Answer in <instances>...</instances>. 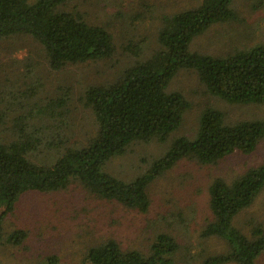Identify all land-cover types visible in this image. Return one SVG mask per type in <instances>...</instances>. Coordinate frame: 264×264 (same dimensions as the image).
<instances>
[{
    "label": "trees",
    "instance_id": "16d2710c",
    "mask_svg": "<svg viewBox=\"0 0 264 264\" xmlns=\"http://www.w3.org/2000/svg\"><path fill=\"white\" fill-rule=\"evenodd\" d=\"M67 1L0 0V40L17 34L33 37L53 70L111 57L116 49L111 33L102 25L88 23L79 10L64 9ZM230 2L200 0L193 8L163 15L156 34L159 47L151 56L123 68L111 82L86 86L77 100L91 111L96 131L83 143L54 142V135L72 120L69 90L38 98V92L26 95L0 89V246L22 238L20 230L5 234L2 222L27 191H56L76 181L98 197L144 212L150 203L149 184L180 159L210 164L235 150H254L264 137V118L227 123L221 111L206 108L193 139H175L140 173L121 178L105 167L132 143L164 142L180 125L189 102L179 92H167L166 86L181 68L195 70L209 93L228 102L264 105V43L224 55L190 48L193 38L212 24L236 17ZM31 85L26 83L24 92L31 91ZM41 86L37 83L35 91ZM25 100L30 101L28 106ZM15 103L22 112H6ZM263 186L264 164L230 182L221 178L211 182L212 219L201 234L222 238L228 250L208 257L204 264H255L264 252V227L254 226L248 236L234 226L233 218L252 204ZM176 248L175 239L161 232L147 252L123 250L114 239H107L89 247L85 257L90 264H171ZM47 264L57 260L49 257Z\"/></svg>",
    "mask_w": 264,
    "mask_h": 264
},
{
    "label": "rangeland",
    "instance_id": "374dc122",
    "mask_svg": "<svg viewBox=\"0 0 264 264\" xmlns=\"http://www.w3.org/2000/svg\"><path fill=\"white\" fill-rule=\"evenodd\" d=\"M199 1L68 0L64 9L79 10L88 23L102 25L111 33L115 52L103 60L69 63L53 70L33 37L13 35L0 40V89L26 95L38 92V98L69 90L67 107L72 120L54 135V142L83 143L95 133L96 125L91 111L77 100L81 91L88 85L111 82L123 68L151 56L159 47L156 34L162 16L193 8ZM229 6L236 17L214 23L194 37L190 43L192 50L224 55L264 43V0H231ZM39 82L42 86L35 91ZM26 83L33 84L29 92H24ZM60 88L63 90L57 91ZM166 91L179 92L189 102L180 125L166 135L164 142L155 139L146 144L132 143L124 154L107 161L105 167L109 172L131 178L175 139H193L206 108L221 111L227 123L264 118V105L231 103L209 93L193 69H179ZM29 104L25 100L24 106ZM21 108L15 103L6 112L19 113ZM261 164H264V137L252 152L235 150L214 163L180 159L149 184L150 203L144 212L98 197L76 181L56 191H27L2 222L5 234L20 230L23 235L15 243H2L0 262L47 264V259L54 257L57 264H90L85 257L88 248L107 239H114L123 250L147 252L155 236L164 232L177 242L170 256L171 264H204L208 257L228 250L222 238L201 234L212 219L208 206L211 182L216 178L230 182L245 170ZM233 222L248 236L254 226L264 227V186L252 204L234 216ZM255 264H264V252Z\"/></svg>",
    "mask_w": 264,
    "mask_h": 264
}]
</instances>
